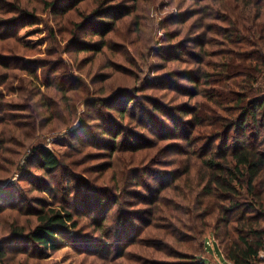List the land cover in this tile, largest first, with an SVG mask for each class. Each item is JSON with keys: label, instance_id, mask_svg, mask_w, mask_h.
<instances>
[{"label": "trees", "instance_id": "trees-1", "mask_svg": "<svg viewBox=\"0 0 264 264\" xmlns=\"http://www.w3.org/2000/svg\"><path fill=\"white\" fill-rule=\"evenodd\" d=\"M31 1L37 5L29 13L22 0H16L15 7L0 0V7L15 10L9 19L0 16V29L52 11L56 28L50 30V39L69 46L55 48L51 42L46 56L29 65L25 60L34 52L18 37L0 32V171L8 179L24 177L31 190L46 196L24 198L17 205L0 195V219L8 220L0 226V264H30L38 259L30 247L45 252L80 246L87 256L111 261L114 236L106 222L113 208L123 204L146 205L137 211L146 218L119 214L120 227L126 222V229L127 224L128 230L132 228L120 237L132 251L125 255L121 246L115 252L125 257L126 264H207L209 238L230 264H263L264 0H196L201 5L198 11L173 23L182 26L179 29L153 25V34L158 29L162 34L156 44L146 39V31L153 27L142 18L134 26L127 22L132 14L146 12L142 0H131L130 11L108 5L110 0H93L97 3L91 12L82 9L90 0L61 9L63 0ZM153 12L158 16L157 8ZM160 24L165 26L164 19ZM87 28L90 38H99L97 44L82 39ZM179 38L183 39L176 45L181 49L168 47ZM177 50L193 59L173 55ZM70 51L73 59L66 63L63 56ZM85 52L90 55L79 60ZM72 60L80 62L81 70L89 66L88 81L73 76ZM171 62L197 68L180 77ZM167 71L170 75L165 77L161 72ZM155 93L172 104L161 103ZM181 98L187 101L179 103ZM82 104L88 114L81 113ZM98 107L114 109L117 115L102 114ZM126 120L144 130L131 131L130 141ZM91 127L101 132L100 137L71 145L63 155L42 142L33 145ZM13 135L25 145H16ZM107 142L112 148L108 155L84 157L88 147L108 148ZM30 149L42 177L29 174L23 153ZM88 158L101 162L102 183L90 189L101 192V198L84 213L95 224L97 248L96 243H77L81 227L73 206L49 201L57 200L55 188L71 196L72 186L66 180ZM138 176H148L149 182L142 183ZM134 186H143L146 192L131 193ZM129 196L137 203H125ZM31 201L38 207L24 212L25 202ZM25 216L30 219L23 222ZM11 239L26 244L10 253L4 245Z\"/></svg>", "mask_w": 264, "mask_h": 264}, {"label": "rangeland", "instance_id": "rangeland-1", "mask_svg": "<svg viewBox=\"0 0 264 264\" xmlns=\"http://www.w3.org/2000/svg\"><path fill=\"white\" fill-rule=\"evenodd\" d=\"M9 1H10L9 5L11 6L15 7V5L18 4L16 0H9ZM28 1L29 0H22V3H23L22 6L25 7L27 11H29V13H32L33 12L32 9L37 4L34 1H31V2H28ZM75 1L77 0H63L62 2H60L58 7L60 9L65 8V7H70ZM130 1L131 0H110V2H108V5L110 4V6L119 8V9H122L121 6H123L124 10L129 9L130 11L133 5ZM142 2H143V7L146 9V12H140V14H135V15L132 14L128 18L127 22L129 25L134 26L142 18V21L145 22L149 28L153 27L152 31L150 30L146 31L147 33L146 39L148 41L151 39L155 40L154 44L157 43L158 39L162 38L161 37L162 34L159 32V29L155 34H153V29L155 25H158L159 27H167L169 31L179 29L182 26L178 24H173V23L178 22L181 19H183L187 12L194 13L193 11H198V9L201 7V5H199L196 2V0L194 1L193 0H189V1H186V0H142ZM153 2L155 4L158 3V6L157 5L155 6V4L153 5L152 4ZM95 3L93 4V0H90L88 3L82 5V9L86 8L87 11L91 12L96 7ZM154 8L158 9V16L155 15V13L153 12ZM13 9H10V6L2 5L0 7V16L4 17V19H9L13 17L14 16L13 11H15ZM55 19H56V14H53L52 11L44 12L43 14H37L35 20L34 21L31 20L28 23L26 22H21L20 24L8 23L6 26H8L9 28L0 29V32L4 34L9 33V35H14L18 37L20 39L21 45H25L27 49L34 52L31 54L30 57H27V60H25L26 62L29 61V65H30V62L37 61L38 59H42V57L46 56V52L48 51L51 42H53L50 39V30L56 28ZM163 19H164L165 26H163V24L162 25L160 24V20L162 21ZM195 19H197V16L195 18H192V20L189 21L187 26H189L190 23L194 21ZM77 21H80V18H77ZM168 23H171V24H168ZM84 33H86V35H84ZM84 33L82 34L83 35L82 39L86 40L87 43L88 42H91L94 44L98 43L99 38L97 36H95V38H90L91 33L89 32L88 28L84 30ZM199 33H201V30L194 32V35L199 34ZM180 39L182 40L183 38H179L177 40L168 42L169 44L168 47L173 45V46H178V48L176 49H181L179 48V45H176L178 43V40L181 41ZM57 45L68 47L69 43L68 42L62 43L60 42V40H58L57 42H53L52 47L56 48ZM192 51H195V50H192ZM72 53L73 51H70L69 54H65L63 56V59L66 61V63L69 62V59L70 60L71 58L73 59ZM89 55L90 53H86V52L82 53L79 55L80 56L79 60L85 57H88ZM173 55H179V56L181 55L183 56L182 59L186 61H190L191 59H193L192 57L188 55H184V51H180V50L175 51ZM79 64L80 62L76 63L73 60L71 61V66L73 67V70H72L73 76L76 77L77 79L85 78L88 81L89 77L86 76V73H88L89 66H85L84 69L81 70V66ZM169 66L174 67L175 71L173 72L179 73L180 77L186 75V73H188L190 70L197 68V64H185L183 62H171ZM161 73H166L165 77L167 75H170V74H167L169 73L168 71L161 72ZM19 82L20 80H17V84L15 83L14 85L15 89H17L16 87L19 86L20 84ZM183 83H187V82H183ZM39 85L41 86V82ZM100 86L101 85H99V87ZM117 89L121 90L120 88H117ZM155 94L158 95V98L160 99V101H162L161 103L170 102L167 98H160L161 97L160 93H155ZM12 98L13 96L7 97L8 100H11ZM186 101H187V98H181L179 100V103H185ZM171 104L172 102L168 103V105H171ZM98 110H101L102 114L104 112L109 111L108 113L115 115V116L117 115L116 110L111 109V108L108 110L105 107H98ZM80 111L81 113L85 112V114H88L89 109H87V107L84 104H82L80 106ZM24 117L28 119L27 116H24ZM129 122L130 121L126 120V124ZM136 125L137 124L135 122H133L132 124L130 123L127 124L128 126L127 134H126L127 138L128 136L133 135L131 131H134V133H137V132L142 133L144 131V130H140V128L137 127ZM100 135H101V132H99L97 128L91 127V128L80 129L77 133L73 134L72 136H69V135L67 136L66 134L55 135V136L47 138L46 140L37 141L33 145H37L38 143L42 142L46 144L47 147L50 150L54 151L56 154L63 155L64 153H67V151L69 150V146L74 145V144L78 145L80 141L83 142L85 140H90V138L96 141L100 137ZM11 138H12V141L13 140L15 141L16 145H25V142L20 138L19 135H13L11 136ZM121 139L122 137L119 139V141ZM129 139L132 140V138H128V140ZM106 145H108V148H105V146H100L99 149L97 147L94 148L92 146L88 147L84 152V157L85 156L94 157L91 155H100L103 153L104 154L106 153V155H108L107 153H109V149H112V148H109L111 145L110 142H107ZM101 147L107 150H102ZM31 150L32 149L27 150L23 153L24 161L27 163L28 169L30 171L29 174H33L36 176L39 175L40 177H42L41 176L42 171L39 169V167H35L34 165V156H32ZM77 158H81V157L78 156ZM103 161H108V160H103ZM100 163H101L100 161H95V160L92 161L88 158L86 164H84L82 167L73 168L71 170L72 176H70L68 180H66V183L69 182V184L72 186L71 196H68V192L64 191L63 189L55 188L57 200H53L52 198H49L51 205L57 201V204H56L57 206L65 205L67 207H72V206L74 207L76 211L75 212L76 217L81 227V229L78 232L80 234L79 235L80 239L79 241L77 239L78 241L77 243L81 242L82 246L85 244L91 245L93 243H96L95 244L96 248H97V244H99L96 241L99 238V236L98 234H96L94 230L93 225L95 224L94 222L92 223V220H90L88 216H85L84 213H86L85 211H87L89 206L91 207L90 203L95 206L96 202L99 201L101 198V195L98 194L101 192H94L90 190V189H95L92 186L101 185L102 183L101 176L98 175L99 171H101L100 170L101 167H99ZM5 164L6 163H2L1 167L7 168V164L6 165ZM83 169H86L87 172H83ZM108 176H109V173L105 176V178ZM28 177L29 176H27V178ZM138 177H140L142 183L149 182L148 176H143V177L138 176ZM33 181H36V180H33ZM37 183L39 184L40 182L37 181ZM31 187L32 186L28 184V182H26L24 177L20 175H15L14 178L12 177L8 179L7 174L0 171V195L3 199H6L8 201L7 203H15L17 205H22L24 198H27L29 201L30 198L46 197L44 193L31 190L30 189ZM131 189H132L131 193L142 192V191L146 192L143 186L141 188H137L136 186H134ZM65 192L66 194L64 195ZM135 202L136 200L132 196H129L125 200V203H135ZM24 205L26 207L24 212L28 211L29 209L38 207L35 204H33L32 201L25 202ZM145 207H146L145 204H137V205L123 204L122 206H119V207L115 206L113 208L112 212L109 214L110 215V218L108 219L109 221L106 222V228L107 229L110 228L112 231V235L114 236V240L110 244L113 251L116 252L117 250H120V248H122L121 246H125L123 247V250L125 249V252H126L125 255H127L130 251H132V246H128V244H125V242L123 243V241L122 243H120V237L124 236V234H127L128 231H131L132 228L128 230L129 225L127 224V229H126V222H125V227L123 229L120 227L121 221L119 218V214L121 212H124L125 216H127L126 212H128V216L130 219L135 216H138L141 219H143L144 217L146 218V216L138 215L137 211H139L140 209H145ZM99 212L101 211H98L96 213H99ZM29 219H30L29 216H25L22 218V221L25 222V221H28ZM7 221L8 220L6 218L4 217L1 218L0 226L4 222H7ZM134 224L140 225V222L136 221L134 222ZM120 228L122 230H120ZM118 229L120 231H118ZM7 236L8 235L3 236V237H7ZM81 237H84V238H81ZM103 239L106 241L108 240L105 237H103ZM25 244L26 242H16V240L11 239L9 240V242L5 243L4 249H8L10 253H13L16 250H12V249L17 248L18 245H21L22 247H24ZM206 245L209 250L207 251L208 254H205V256L208 258L207 264H230L229 261L225 258L223 253L218 248V245L213 238H209ZM79 247L80 246L76 248L69 246V247L61 248L58 251H45V252H42L39 249L30 247L31 248L30 253L36 258H38V259H31L30 264H126L125 257L119 258L120 254L115 255V252H113V254L111 255V257H113L111 261H103V260H100L101 259L100 257H98V259H95L90 256H87L86 253L82 252V250H80L81 248ZM40 256H45V257L40 259Z\"/></svg>", "mask_w": 264, "mask_h": 264}, {"label": "built area", "instance_id": "built-area-1", "mask_svg": "<svg viewBox=\"0 0 264 264\" xmlns=\"http://www.w3.org/2000/svg\"><path fill=\"white\" fill-rule=\"evenodd\" d=\"M261 257L264 259V254H262Z\"/></svg>", "mask_w": 264, "mask_h": 264}]
</instances>
